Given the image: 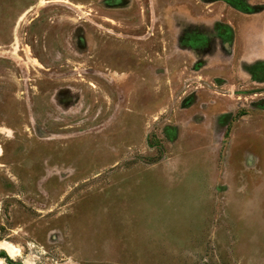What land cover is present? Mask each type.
Segmentation results:
<instances>
[{
    "label": "rangeland",
    "instance_id": "rangeland-1",
    "mask_svg": "<svg viewBox=\"0 0 264 264\" xmlns=\"http://www.w3.org/2000/svg\"><path fill=\"white\" fill-rule=\"evenodd\" d=\"M0 248L264 264V0H0Z\"/></svg>",
    "mask_w": 264,
    "mask_h": 264
},
{
    "label": "water",
    "instance_id": "water-1",
    "mask_svg": "<svg viewBox=\"0 0 264 264\" xmlns=\"http://www.w3.org/2000/svg\"><path fill=\"white\" fill-rule=\"evenodd\" d=\"M0 252H4V249L0 248ZM3 258H4V260H6V261H8V260L11 261V263L21 264L20 261H13V260H10L9 257H3Z\"/></svg>",
    "mask_w": 264,
    "mask_h": 264
},
{
    "label": "trees",
    "instance_id": "trees-1",
    "mask_svg": "<svg viewBox=\"0 0 264 264\" xmlns=\"http://www.w3.org/2000/svg\"><path fill=\"white\" fill-rule=\"evenodd\" d=\"M0 256L6 257L3 252H0Z\"/></svg>",
    "mask_w": 264,
    "mask_h": 264
},
{
    "label": "bare ground",
    "instance_id": "bare-ground-1",
    "mask_svg": "<svg viewBox=\"0 0 264 264\" xmlns=\"http://www.w3.org/2000/svg\"><path fill=\"white\" fill-rule=\"evenodd\" d=\"M3 249V248H2ZM4 251H5V249H4Z\"/></svg>",
    "mask_w": 264,
    "mask_h": 264
}]
</instances>
